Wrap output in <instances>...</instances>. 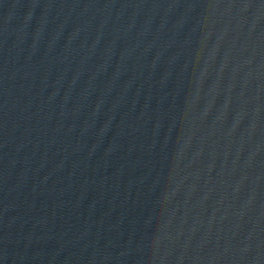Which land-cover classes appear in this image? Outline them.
<instances>
[{
	"label": "water",
	"instance_id": "water-1",
	"mask_svg": "<svg viewBox=\"0 0 264 264\" xmlns=\"http://www.w3.org/2000/svg\"><path fill=\"white\" fill-rule=\"evenodd\" d=\"M0 264H264V0H0Z\"/></svg>",
	"mask_w": 264,
	"mask_h": 264
}]
</instances>
